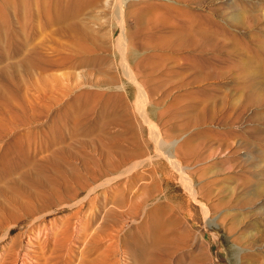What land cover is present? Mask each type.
Wrapping results in <instances>:
<instances>
[{
    "label": "rangeland",
    "instance_id": "obj_1",
    "mask_svg": "<svg viewBox=\"0 0 264 264\" xmlns=\"http://www.w3.org/2000/svg\"><path fill=\"white\" fill-rule=\"evenodd\" d=\"M26 1L0 0V156L19 145L33 168L56 155L59 164L13 173L0 212L2 201L22 214L8 192L26 204L28 189H41L48 230L66 225L67 235L26 252L31 238L15 236L33 222L8 232L10 220L0 229V255L11 246L3 264H264V0H145L199 14L210 34L204 57L167 51L131 75L117 41L124 35L138 63L146 21L128 11L143 0H100L74 37L52 32L47 53L84 43L96 60L48 71L14 54L31 28L36 0ZM75 108L78 122L48 146L44 134L56 138L53 124Z\"/></svg>",
    "mask_w": 264,
    "mask_h": 264
},
{
    "label": "bare ground",
    "instance_id": "obj_2",
    "mask_svg": "<svg viewBox=\"0 0 264 264\" xmlns=\"http://www.w3.org/2000/svg\"><path fill=\"white\" fill-rule=\"evenodd\" d=\"M24 1L25 3L27 2L26 0H22L23 3ZM99 1L100 0H36L34 10L32 8V11H28L27 16L25 15L27 24H31L29 34L20 37L21 41L19 42V48L14 51V54L19 55V58H26H23V62L26 64L29 63L26 61L30 60L34 67L42 71H48V69L52 67L70 68L72 66L88 64L91 61L96 60L95 56L89 57L90 55H92L94 47L84 43H76L67 50L56 49L54 50L56 52L52 51L50 53H47L46 50H43V47H46L43 43L45 42V38H50V34L52 32L61 35L63 34L66 37H74L81 29L79 23L81 14L85 10L95 7ZM24 4L23 7H25ZM145 9L147 20L144 14ZM128 14L133 15L139 24H142L145 21L146 23L144 24L145 28L141 32V37L143 39L141 45L138 44V42H133V45L138 44V47L142 48V57L138 61V63L135 62L136 54L134 52H131L128 49V46L125 45L126 41L124 35H122L123 37L120 36L118 38L117 45L121 52V57L123 60L122 63H124L122 65L124 73H128L130 75L131 72L135 73L134 69H139L141 64H152L151 61L153 59L158 57V55L168 54L167 51H172L176 54H179L177 55L178 58L185 57L187 55H191L197 59L199 57H204L200 42L201 40L206 39L207 34H205L206 31L204 30V28L201 27V24L199 22V14L194 13L193 11H190L186 8L169 4L167 2L154 4L145 0L139 1L138 3H131ZM209 34L207 35V37L209 36ZM41 36H43V41L40 42L39 45L35 44V38ZM131 43L132 42H130L129 44ZM74 48L76 49L75 51L78 54L73 53L71 49ZM158 49H161L164 52L157 53ZM32 55H34L33 59H31ZM133 62L135 64H133L132 66L131 64ZM156 65L157 62L152 65L153 70L155 71H157L158 69ZM21 66H23V64ZM189 69L193 71L194 67L191 66ZM180 70L185 71L186 69L181 68ZM143 88V85L139 83L137 84V89L140 94L144 92L143 90L145 89ZM74 111L76 113L75 116L72 115V112L70 110L64 111L62 116H65V119L64 121L61 120L63 123L60 124L56 121V123L53 124V126L57 128V130H55V134H57L56 138L51 137L49 134H44V137L46 138L44 140L47 141L46 143L48 146H50L54 141H57L58 139L62 140L65 137L64 125L67 122H69L70 120H72L74 124L78 122L77 119L79 109L75 108ZM73 117H75L76 120H73ZM80 120L81 121L78 125L80 126V128L83 127L84 131L91 128V125L89 124L90 121H88L87 119ZM16 149L17 150H15L13 153L8 152V154L0 156V190L2 189L6 193L7 190L4 189V186L6 185L4 184L13 176V173L23 172L27 170H41L47 167L49 164H59V161L56 160V158L58 159L59 156L56 155V153L54 154L56 155L54 157L44 158L45 162L42 164L41 168H33L31 164L34 162V160L31 157L27 156L23 147L17 145ZM38 149L37 151H35V149L33 152V154L36 152V156L37 154L39 155L41 153L38 151ZM44 150H46V148ZM96 173L95 175H97ZM28 190V194L30 195L32 203L26 204H23L22 201V198L24 196L18 195L14 192L12 193V191L8 192L10 195V199L14 200V202H16L19 207H22V214L17 213V211L13 210L9 205H6L1 201L3 212H0V229L5 225L6 222H9L10 220L13 222V225L6 227L8 232L17 229L22 222L32 221L33 223L28 227L20 230L16 234L15 238L20 237L22 234L29 236V238H31L29 242L32 244V247L28 248V246H26L22 249L26 250V252H30L28 251V249H31L33 250V252L43 254L44 249L48 246V243L55 244L54 242L56 240H58L60 243L64 242V239L67 235V226L65 225L64 227L60 228L59 231H52L50 229L49 231L47 228V224L45 223L46 213L44 212V210L47 209L48 203L50 201L47 199V196L45 192H43V190L35 188H29ZM53 190L55 191V193H57V189ZM68 193L69 195H76L77 192L68 190ZM72 215L70 216L72 217ZM34 222H37L39 224H34ZM30 234L32 237L30 236ZM9 247H6L4 249V252L0 255V264H3L2 258L4 254L9 251ZM50 257L43 256V261H41V264H59V260L51 262Z\"/></svg>",
    "mask_w": 264,
    "mask_h": 264
}]
</instances>
